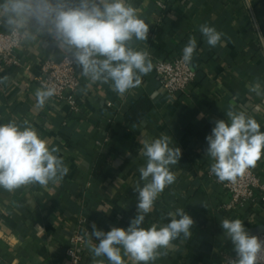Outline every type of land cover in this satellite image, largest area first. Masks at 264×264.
<instances>
[{
  "label": "crops",
  "instance_id": "crops-1",
  "mask_svg": "<svg viewBox=\"0 0 264 264\" xmlns=\"http://www.w3.org/2000/svg\"><path fill=\"white\" fill-rule=\"evenodd\" d=\"M128 3L149 25L147 41L134 40V47L149 52L153 70L142 77L139 87L120 95L108 83L83 77L77 67V112L65 101L52 99L38 107L35 97L40 88L34 81L39 65L71 53L46 31L37 33L33 25L18 30L22 35L18 64L0 67V77L8 76L0 84V124L27 120L50 147L59 148L69 172L60 183L46 187L29 184L12 192L0 188V264H66L68 241L80 220L91 233L93 223L104 232L112 227L127 229L137 213V185L144 183L138 169L147 158L141 154L140 141L162 134L172 137L170 146L179 147L182 155L169 166L175 182L160 194L142 227L170 222L167 213L177 208H183L195 223L190 238L181 235L166 255L151 264H222L235 251L221 221L241 219L248 232L264 225V205L259 201L233 211L223 208L228 197L210 173L213 161L206 155L207 141L189 134L194 127L208 136L215 121H227L233 97L234 110L246 111L264 132V98L249 91L257 79L264 87V0ZM202 24L223 33L222 44L209 46L200 32ZM3 29H11L4 17ZM26 30L35 39L26 38ZM190 37L197 41L191 61L196 79L185 93L170 95L155 80V62L182 56ZM141 96L151 108L135 122L127 114ZM100 155L109 160L103 181L92 174ZM253 171L264 185V155ZM89 241L99 243L95 237ZM124 259L125 264H133ZM99 260L108 264L106 257H94L88 243L81 264Z\"/></svg>",
  "mask_w": 264,
  "mask_h": 264
},
{
  "label": "clouds",
  "instance_id": "clouds-1",
  "mask_svg": "<svg viewBox=\"0 0 264 264\" xmlns=\"http://www.w3.org/2000/svg\"><path fill=\"white\" fill-rule=\"evenodd\" d=\"M4 23L14 31L36 28L53 36L61 49L71 53L81 75L91 82L110 84L120 95L139 87L142 77L153 70L150 54L137 50L135 41H147L149 25L140 17L128 0H4L0 4ZM200 32L211 47L222 44L223 33L207 24ZM26 38L35 39L25 31ZM197 48L195 37H190L183 48L182 60L190 64ZM8 76L0 77V84ZM249 91L264 98V87L259 80ZM56 94L55 86L44 85L35 91L38 107H43ZM239 94L237 93V96ZM235 99L226 111L227 121H215L206 137V155L213 161L210 173L219 182L235 183L249 169L256 167L264 155V132L257 120L246 111L235 109ZM172 137L162 134L153 140H141V154L146 165L138 169L143 186L137 185V213L127 229L112 227L99 230L92 224L91 237L99 240L90 244L94 257H106L108 264H125L124 257L133 264H151L167 254L172 242L181 235L191 237L194 220L183 208L168 212L170 222L142 227L145 217L164 189L172 185L175 174L171 165L179 162L182 152L170 146ZM59 148L50 147L27 120L0 124V188L9 192L29 184L48 186L58 184L69 168L60 156ZM178 217V218H177ZM221 227L230 239L237 258L230 264H261L264 260V240L250 235L241 219H224ZM94 264H104L103 260Z\"/></svg>",
  "mask_w": 264,
  "mask_h": 264
},
{
  "label": "built area",
  "instance_id": "built-area-1",
  "mask_svg": "<svg viewBox=\"0 0 264 264\" xmlns=\"http://www.w3.org/2000/svg\"><path fill=\"white\" fill-rule=\"evenodd\" d=\"M158 6H164L158 3ZM22 42L20 32L3 29V17L0 15V67L3 65H17L16 51ZM77 65L71 54L64 55L60 60L45 59L34 76L35 83L41 88L44 85L55 86L56 94L50 98L54 101H65L73 112H77V92L79 81L76 75ZM154 77L160 88L166 93H185L194 83L196 72L191 63L186 64L182 56L171 59L157 60L154 65ZM226 192L228 200L223 204L227 211H233L243 207L247 203L259 201L264 205V185L253 171L249 169L242 177H238L235 183L219 182ZM91 231L84 226V220H80L77 228L69 238L66 249V264H81L83 250L89 243ZM264 240V233L256 235ZM236 253L222 264H230L236 259ZM264 264V260L261 261Z\"/></svg>",
  "mask_w": 264,
  "mask_h": 264
},
{
  "label": "trees",
  "instance_id": "trees-1",
  "mask_svg": "<svg viewBox=\"0 0 264 264\" xmlns=\"http://www.w3.org/2000/svg\"><path fill=\"white\" fill-rule=\"evenodd\" d=\"M150 108H151V104L148 101V99L145 96H141L137 104L135 105V107L131 109L127 115L129 116V118H131L132 120L136 122L140 120L148 112ZM135 116L136 118H134ZM189 134L192 136L200 137L204 140L207 137L204 134V132L199 131L194 127L189 128ZM108 164H109V160L106 155H100L98 157V160L96 161V164L92 172L95 179L99 181L105 180L104 171L107 168Z\"/></svg>",
  "mask_w": 264,
  "mask_h": 264
},
{
  "label": "water",
  "instance_id": "water-1",
  "mask_svg": "<svg viewBox=\"0 0 264 264\" xmlns=\"http://www.w3.org/2000/svg\"><path fill=\"white\" fill-rule=\"evenodd\" d=\"M263 233H264V225H258V226L252 227L249 230L250 235H259Z\"/></svg>",
  "mask_w": 264,
  "mask_h": 264
}]
</instances>
